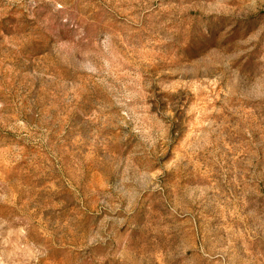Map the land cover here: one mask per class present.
<instances>
[{
  "label": "rangeland",
  "instance_id": "obj_1",
  "mask_svg": "<svg viewBox=\"0 0 264 264\" xmlns=\"http://www.w3.org/2000/svg\"><path fill=\"white\" fill-rule=\"evenodd\" d=\"M0 264H264V0H0Z\"/></svg>",
  "mask_w": 264,
  "mask_h": 264
}]
</instances>
